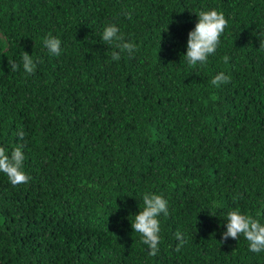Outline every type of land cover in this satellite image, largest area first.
Masks as SVG:
<instances>
[{"label": "trees", "instance_id": "obj_1", "mask_svg": "<svg viewBox=\"0 0 264 264\" xmlns=\"http://www.w3.org/2000/svg\"><path fill=\"white\" fill-rule=\"evenodd\" d=\"M211 10L228 25L189 66L188 33ZM110 23L131 56L112 59ZM261 45L264 0H0V147L23 143L31 177L0 172V264H264L243 235L222 240L230 210L264 224ZM220 72L231 81L213 86ZM146 193L168 201L156 256L131 228Z\"/></svg>", "mask_w": 264, "mask_h": 264}, {"label": "clouds", "instance_id": "obj_2", "mask_svg": "<svg viewBox=\"0 0 264 264\" xmlns=\"http://www.w3.org/2000/svg\"><path fill=\"white\" fill-rule=\"evenodd\" d=\"M197 17L198 22L194 30L188 33L187 51L184 56L189 66H195L197 63L203 66L207 63L208 57L215 53L220 43V37L228 25L224 14L216 10L201 11ZM102 40L106 44L114 46L111 52L114 61H118L124 52L131 56L136 49L133 42H126L124 34L114 23L105 26ZM44 46L53 55L61 53V40L51 34L44 39ZM9 65L12 71H17L20 68V65L14 61H9ZM22 67L23 71L29 75L35 73L36 64L32 55L27 52L22 54ZM230 81L229 75L220 72L211 80V84L219 86ZM16 135L23 141L25 133L22 128ZM23 148V143H18L11 153L7 154L6 149L0 147V172L7 175L13 186L28 183L31 179L23 168L25 160ZM237 198L242 197H234V199ZM161 214L164 216L169 214L168 201L163 195L146 193L143 196V209H140L139 214L134 216V222H131L133 231L141 235V242L150 249V256L158 254L161 231L158 218ZM241 235L248 241L250 251L254 253L264 251V224L251 215L241 213L239 208L230 210L227 214L226 231L222 234V240L227 241L229 238L238 240ZM176 239L179 241L176 251H180V248L186 243L184 234L177 232Z\"/></svg>", "mask_w": 264, "mask_h": 264}]
</instances>
